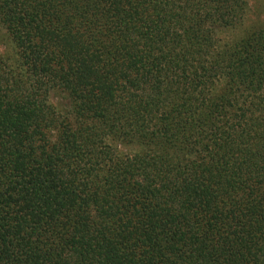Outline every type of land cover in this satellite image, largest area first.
<instances>
[{
    "label": "trees",
    "instance_id": "16d2710c",
    "mask_svg": "<svg viewBox=\"0 0 264 264\" xmlns=\"http://www.w3.org/2000/svg\"><path fill=\"white\" fill-rule=\"evenodd\" d=\"M2 43L0 264H264V0H0Z\"/></svg>",
    "mask_w": 264,
    "mask_h": 264
},
{
    "label": "rangeland",
    "instance_id": "374dc122",
    "mask_svg": "<svg viewBox=\"0 0 264 264\" xmlns=\"http://www.w3.org/2000/svg\"><path fill=\"white\" fill-rule=\"evenodd\" d=\"M252 22V21H251ZM3 43L0 45V52L1 53H8V50L4 48ZM67 100L63 95H53L52 96V103L55 104L59 109H64L67 105Z\"/></svg>",
    "mask_w": 264,
    "mask_h": 264
}]
</instances>
